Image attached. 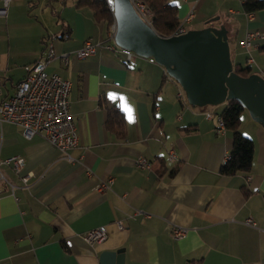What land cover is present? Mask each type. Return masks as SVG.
Wrapping results in <instances>:
<instances>
[{"label": "crops", "instance_id": "0c3cea01", "mask_svg": "<svg viewBox=\"0 0 264 264\" xmlns=\"http://www.w3.org/2000/svg\"><path fill=\"white\" fill-rule=\"evenodd\" d=\"M169 2L179 22L193 13L187 30L223 24L233 65L264 73V8L250 17L242 0ZM77 3L10 0L0 16V99L13 94L24 67L51 44L55 58L45 70L69 81V112L79 133L67 159L40 137L28 140L18 126L1 125L0 160L22 157L27 179L0 167L14 187L13 194L8 186L0 194V264H264V129L241 113L239 132L253 141L251 167L222 174L232 130L217 133L205 108L177 98L181 88L161 65L107 48L114 43L110 26ZM255 31L263 36L253 39L248 64L241 42ZM87 40L97 44L94 53L77 57ZM116 109L123 129L111 120ZM139 157L150 167L137 166ZM172 225L186 234L175 239ZM101 226L103 241L83 239Z\"/></svg>", "mask_w": 264, "mask_h": 264}, {"label": "water", "instance_id": "95a60500", "mask_svg": "<svg viewBox=\"0 0 264 264\" xmlns=\"http://www.w3.org/2000/svg\"><path fill=\"white\" fill-rule=\"evenodd\" d=\"M111 8L115 44L161 65L181 87L189 105L202 108L236 100L264 129V78L257 73L242 77L234 72L223 24L161 36L140 17L131 0H111ZM108 255L102 254L104 258Z\"/></svg>", "mask_w": 264, "mask_h": 264}, {"label": "built area", "instance_id": "2783aa9c", "mask_svg": "<svg viewBox=\"0 0 264 264\" xmlns=\"http://www.w3.org/2000/svg\"><path fill=\"white\" fill-rule=\"evenodd\" d=\"M10 0H0V16H5L7 12V6ZM110 9L111 0H107ZM137 13L140 17L149 25H151V18L149 16V10L146 6L137 0H131ZM251 17L252 13H248ZM191 16L188 13L185 18L179 22V25L171 35H181L187 31L185 22ZM116 26L115 22L111 23L109 27L108 36L110 40L114 41ZM260 32L246 33L244 39L241 42L247 55L246 62L248 64L254 63L251 54L250 47L255 37H262ZM97 44L85 41L84 44L76 51V56L84 58L90 54H93ZM106 47L109 49H119L129 58L133 52L126 48L119 47L114 43H107ZM55 58L52 51V46L49 44L45 48V53L41 55L34 63L24 67L26 75L15 86L12 95L7 98L0 99V127L3 123H10L18 126L21 129V133L25 139H32L35 136L40 137L50 145L56 147L62 153L65 154L67 159H72L68 153L77 145L79 133L76 129L74 120L69 112V91L70 83L68 80L63 79L56 73H48L45 67L49 61ZM63 65L68 63V55L62 53L59 56ZM150 61H153L150 58ZM264 76V73L259 74ZM177 98L186 100L183 90L181 89L177 93ZM203 116L206 119L216 120V131L221 133L225 129V123L219 113L216 112L214 107L203 112ZM229 159V154L225 155L223 164ZM176 160L173 151L169 153V161L174 162ZM136 165L142 168H149L150 162L143 157H139L135 161ZM1 165H5L13 173L18 175L23 181H26L27 176H21L20 171L24 166V159L20 156L8 157L4 160H0ZM112 183V179L101 183L99 190L104 191L109 188ZM8 186L10 192L13 194V185L3 175L0 170V194ZM141 211H136L130 217H134L136 214H140ZM249 221V220H248ZM119 229H123L124 226L120 221H117ZM187 232V228L172 225L171 234L175 239L182 238ZM107 236L105 227L93 228L83 234V239L87 243H99L103 241Z\"/></svg>", "mask_w": 264, "mask_h": 264}, {"label": "trees", "instance_id": "16d2710c", "mask_svg": "<svg viewBox=\"0 0 264 264\" xmlns=\"http://www.w3.org/2000/svg\"><path fill=\"white\" fill-rule=\"evenodd\" d=\"M142 2L151 13V26L161 36H170L179 25L177 7L169 0H137ZM79 6H88L92 9L94 17L98 21H104L109 27L113 22L112 11L107 0H78ZM242 6L246 13L255 12L264 8V0H242ZM234 72L242 77L251 74L249 66L235 63ZM242 106L236 100L225 103L220 116L225 127L232 130V148L229 159L223 164L221 173L231 175L236 172H248L253 158V141L239 132ZM114 115V116H113ZM117 126L123 129L124 115L120 110L111 112Z\"/></svg>", "mask_w": 264, "mask_h": 264}, {"label": "rangeland", "instance_id": "374dc122", "mask_svg": "<svg viewBox=\"0 0 264 264\" xmlns=\"http://www.w3.org/2000/svg\"><path fill=\"white\" fill-rule=\"evenodd\" d=\"M191 13V16H189V18L187 19V21L185 22V27H186V29H187V26H188V24L191 22V20H192V18H193V13L192 12H190ZM54 15V14H53ZM151 15V13L149 12V16ZM150 18H151V16H150ZM247 33H249V32H247ZM246 35V34H245ZM171 36V35H170ZM180 87V86H179ZM181 88V87H180ZM210 107H214L215 109L217 108V110L219 111V110H221L222 111V109H223V104L222 105H217V106H205V107H202V108H205L206 110L207 109H209ZM199 108V107H198ZM242 115L243 116H245V115H249L248 114V112H247V110H244L243 112H242ZM250 117V116H249Z\"/></svg>", "mask_w": 264, "mask_h": 264}]
</instances>
